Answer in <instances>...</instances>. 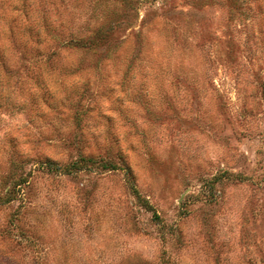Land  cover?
<instances>
[{"label": "rangeland", "instance_id": "1", "mask_svg": "<svg viewBox=\"0 0 264 264\" xmlns=\"http://www.w3.org/2000/svg\"><path fill=\"white\" fill-rule=\"evenodd\" d=\"M0 264H264V0H0Z\"/></svg>", "mask_w": 264, "mask_h": 264}, {"label": "trees", "instance_id": "2", "mask_svg": "<svg viewBox=\"0 0 264 264\" xmlns=\"http://www.w3.org/2000/svg\"><path fill=\"white\" fill-rule=\"evenodd\" d=\"M81 161H84L86 164H82V163H80ZM89 161H92V160H89V159H81L80 161H78V162H74V163H72L69 167H71V171H82V170H87V169H92L94 166H92V168L91 167H89L90 165L89 164H87V162H89ZM92 165H94V164H92ZM105 168L106 169H113V170H115L116 168L115 167H108V165L107 166H105ZM105 169V170H106Z\"/></svg>", "mask_w": 264, "mask_h": 264}]
</instances>
